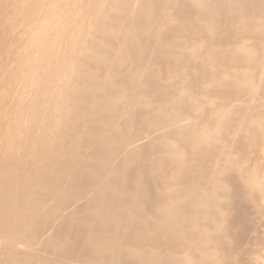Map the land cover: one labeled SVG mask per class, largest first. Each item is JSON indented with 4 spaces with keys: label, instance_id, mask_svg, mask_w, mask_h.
Instances as JSON below:
<instances>
[{
    "label": "bare ground",
    "instance_id": "6f19581e",
    "mask_svg": "<svg viewBox=\"0 0 264 264\" xmlns=\"http://www.w3.org/2000/svg\"><path fill=\"white\" fill-rule=\"evenodd\" d=\"M4 9L0 264H264V0Z\"/></svg>",
    "mask_w": 264,
    "mask_h": 264
},
{
    "label": "rangeland",
    "instance_id": "374dc122",
    "mask_svg": "<svg viewBox=\"0 0 264 264\" xmlns=\"http://www.w3.org/2000/svg\"><path fill=\"white\" fill-rule=\"evenodd\" d=\"M7 12V10L6 9H4V12L3 11H1L0 12V52H2V50H1V44H2V42H8L9 41V39H10V32H11V29H10V26H9V19H8V17H7V15H5V13ZM3 14H4V16H3ZM1 15H2V17H4V18H2L1 17ZM7 23H8V26H7ZM9 29H8V28ZM6 28V29H5ZM3 29V30H2ZM9 31H8V30ZM6 30V31H5ZM3 31V32H2ZM7 33V34H6ZM6 36V37H5ZM2 37V38H1ZM3 37H5V39L3 38ZM4 39V40H3ZM247 238V237H246Z\"/></svg>",
    "mask_w": 264,
    "mask_h": 264
}]
</instances>
